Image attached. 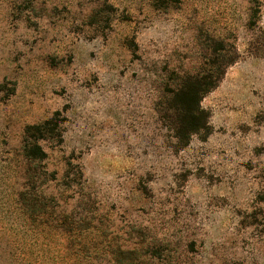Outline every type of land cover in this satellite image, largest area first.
I'll return each mask as SVG.
<instances>
[{
  "label": "rangeland",
  "instance_id": "rangeland-1",
  "mask_svg": "<svg viewBox=\"0 0 264 264\" xmlns=\"http://www.w3.org/2000/svg\"><path fill=\"white\" fill-rule=\"evenodd\" d=\"M0 264H264V0H0Z\"/></svg>",
  "mask_w": 264,
  "mask_h": 264
},
{
  "label": "trees",
  "instance_id": "trees-1",
  "mask_svg": "<svg viewBox=\"0 0 264 264\" xmlns=\"http://www.w3.org/2000/svg\"><path fill=\"white\" fill-rule=\"evenodd\" d=\"M196 85H198V83ZM212 88H213V86L212 87L207 86V88L206 87L205 88H200L199 86H195L192 89L193 90V94H194V98L193 99L195 101H197V106L195 104V107H189L187 109V113L189 115V118L192 119V121H193L192 126L188 128V134L189 135H191L193 133H196V131L198 129H200L199 126L196 124L198 119H200V117L202 116V112L200 111V103H198L201 96L199 97L198 94L199 95L200 94L203 95V93L201 92L202 89H203V91H205L204 93H206V92L210 91V89H212ZM36 148H37V151H39V153L44 154L43 150L38 145L36 146Z\"/></svg>",
  "mask_w": 264,
  "mask_h": 264
}]
</instances>
